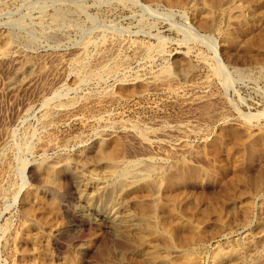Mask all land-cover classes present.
I'll return each mask as SVG.
<instances>
[{
  "label": "rangeland",
  "instance_id": "rangeland-1",
  "mask_svg": "<svg viewBox=\"0 0 264 264\" xmlns=\"http://www.w3.org/2000/svg\"><path fill=\"white\" fill-rule=\"evenodd\" d=\"M0 33V264H264V0H0Z\"/></svg>",
  "mask_w": 264,
  "mask_h": 264
},
{
  "label": "bare ground",
  "instance_id": "bare-ground-1",
  "mask_svg": "<svg viewBox=\"0 0 264 264\" xmlns=\"http://www.w3.org/2000/svg\"><path fill=\"white\" fill-rule=\"evenodd\" d=\"M84 1V0H83ZM10 47H11V38L7 35V34H5V33H0V56L1 55H3V54H5L6 52L8 53V51L10 50ZM13 49V48H12ZM6 53V54H7ZM78 59V58H77ZM218 76V75H217ZM252 120V119H251ZM107 155V154H106ZM107 157V156H106ZM68 167H66V169H67ZM116 168H117V166H116ZM115 168V169H116ZM112 170V169H111ZM93 210V209H92ZM95 211V210H94ZM80 213V216L81 217H86V214L83 212V211H79ZM96 212V211H95ZM99 213V212H98ZM89 214V213H88ZM164 221V220H163ZM163 221H162V223H163ZM145 225V224H144ZM183 231V230H182ZM186 233V232H185ZM180 234V233H179ZM187 236V235H186ZM134 237V236H133ZM160 237V236H159ZM189 239V238H188ZM122 243V242H121ZM183 243V242H182ZM184 245H186V244H184ZM194 250V249H193ZM188 253V252H187ZM195 254V253H194ZM186 257H187V255H185ZM185 257V260H186V262L187 263H189V262H191L190 260V258L191 257H189L188 259H190V260H188L187 258ZM219 258L220 259H222V256L220 255L219 256ZM181 260V259H180ZM196 264V263H195Z\"/></svg>",
  "mask_w": 264,
  "mask_h": 264
}]
</instances>
